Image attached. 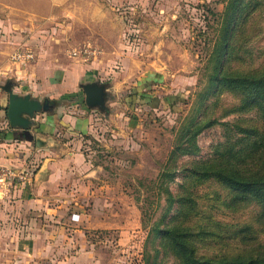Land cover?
Returning a JSON list of instances; mask_svg holds the SVG:
<instances>
[{
  "label": "rangeland",
  "instance_id": "374dc122",
  "mask_svg": "<svg viewBox=\"0 0 264 264\" xmlns=\"http://www.w3.org/2000/svg\"><path fill=\"white\" fill-rule=\"evenodd\" d=\"M227 2L0 0L2 86L9 79L18 84L20 70L51 75L56 71L54 77L60 82L63 72L60 69L76 65L83 75L86 72L90 79L106 83L109 89L119 83L128 90L114 107H111L113 99L109 98V115L94 110L98 114L95 120L102 118V122L96 120L100 124L82 144H77L88 168L71 177L70 183L76 185L72 191H54V197L64 200L53 207L57 210L56 218L49 220L45 212H37L28 221H1L0 231L63 233L60 242L71 243L69 252L86 254V262L82 264H176L159 247L160 239L154 230L156 223H160L162 230L170 226L180 208L175 204L167 215L169 203L164 191L168 187L175 196L179 195L190 174L189 164L209 159L226 140V130L220 124L204 131L197 138L200 153L179 157L174 180L163 183L160 176L179 143L184 122L190 116L196 121L211 116L221 123L255 117L250 113L222 117L228 107L238 102L231 95L225 94L221 102L215 103L211 93L204 104L198 102L204 96L207 81L204 72L207 52L203 48L215 36L214 13L223 14ZM257 26L258 35L246 46L251 51L249 69L264 64V13ZM88 45L95 55L85 58L73 55ZM28 50L35 55L30 64L15 61L16 52ZM86 77L82 84L87 83ZM139 87H144L142 94L150 98L154 95L162 98L161 108L136 109L135 106L145 103L132 106L128 99ZM78 93L77 101L79 97V103L85 106L83 89ZM72 101L63 106L76 105L77 101ZM123 109L124 116L120 119L125 124L119 127L114 118ZM106 118L113 119L112 125L104 122ZM190 191L207 197L222 189L210 182L192 186ZM259 212V207L253 205L237 214L216 212L214 216L223 222L254 223ZM11 227L15 229L13 232ZM261 240L264 241V235Z\"/></svg>",
  "mask_w": 264,
  "mask_h": 264
},
{
  "label": "trees",
  "instance_id": "16d2710c",
  "mask_svg": "<svg viewBox=\"0 0 264 264\" xmlns=\"http://www.w3.org/2000/svg\"><path fill=\"white\" fill-rule=\"evenodd\" d=\"M263 13L264 0H228L223 14L214 13L217 27L214 38L203 48L207 52V81L198 102L204 104L211 93L215 103L221 102L225 94L231 95L238 102L222 117L247 113L255 117L221 123L211 116L200 121L190 116L184 122L179 143L160 176L163 183L174 180L179 157L200 153L197 138L204 131L220 124L226 130V140L209 159L189 164L190 174L179 195L168 187L164 191L169 203L167 215L175 204L180 208L170 226L162 230L156 223L154 230L159 247L176 264H264V64L257 69L247 68L251 51L246 47L258 35V20ZM141 88L131 93L128 101L132 106L148 102L150 97L142 94ZM57 101L60 107L77 101V97ZM5 135V131L0 132V137ZM210 182L219 185L222 192L199 197L190 191L192 186ZM253 205L260 209L254 223L223 222L214 216L216 212L237 214Z\"/></svg>",
  "mask_w": 264,
  "mask_h": 264
},
{
  "label": "crops",
  "instance_id": "0c3cea01",
  "mask_svg": "<svg viewBox=\"0 0 264 264\" xmlns=\"http://www.w3.org/2000/svg\"><path fill=\"white\" fill-rule=\"evenodd\" d=\"M60 70L63 71H61L60 82L54 77L56 71L51 75L44 72L24 73L20 70L17 72L19 73L18 84H15L14 92L19 95L31 94L32 97L40 100L44 98L59 100L68 96L72 98L78 96L82 81L86 76L87 83L97 81L85 75L86 72L83 75L76 65ZM2 76L4 77L0 74V80L3 79ZM11 76H16V74ZM1 86L0 84V132L5 131L7 135L0 137V165L27 170L30 181L17 186L10 192V195L0 198V222L28 221L37 212H45L47 219L54 220L57 210L53 207L60 206L59 202L64 203L63 198L53 196L54 191L68 193L76 187L74 183H70L72 182L71 177L73 175L76 177L88 168L86 157L81 148L77 149V144H82L81 142L94 127L102 122V118L96 119L100 123L96 122L95 117H98V114L86 105H81L78 97L76 105L70 107L62 105L52 114H38L32 130H13L6 113L8 95L6 97ZM152 89L155 90L156 87ZM127 91L122 85L115 83L109 89L111 92L109 98L113 99L111 107L119 104V100L124 98ZM161 103L162 98L154 95L147 104L135 107L136 109L143 107L157 110L161 108ZM108 111L109 108L105 114L109 115ZM121 112L116 115L118 119L114 118L119 127L125 124L124 120L120 119V116H124L125 109ZM111 121L113 122V119L106 118L104 122L112 125ZM37 140H42L45 146L39 149ZM14 230L10 228V232ZM62 234L3 233L0 231V264L85 263V253L79 252L76 255L74 252H69L71 243L64 245L60 242Z\"/></svg>",
  "mask_w": 264,
  "mask_h": 264
},
{
  "label": "water",
  "instance_id": "95a60500",
  "mask_svg": "<svg viewBox=\"0 0 264 264\" xmlns=\"http://www.w3.org/2000/svg\"><path fill=\"white\" fill-rule=\"evenodd\" d=\"M14 83L9 79L1 89L8 94L6 113L10 127L13 130L30 131L35 125L36 116L40 113H54L59 108L57 100L46 98L40 100L31 94L19 95L14 92ZM85 94V104L90 110L98 109L106 113L109 102V86L99 81L81 84ZM45 146L42 140H37V147Z\"/></svg>",
  "mask_w": 264,
  "mask_h": 264
},
{
  "label": "built area",
  "instance_id": "2783aa9c",
  "mask_svg": "<svg viewBox=\"0 0 264 264\" xmlns=\"http://www.w3.org/2000/svg\"><path fill=\"white\" fill-rule=\"evenodd\" d=\"M73 53L74 56H81V58L96 54L91 45L83 47L79 51ZM13 58L16 62L20 63V65H28L35 59V55L32 51L28 50L25 52H16ZM29 181L30 175L27 170L8 165H0V198L10 195V192L16 189L17 186L27 184Z\"/></svg>",
  "mask_w": 264,
  "mask_h": 264
}]
</instances>
